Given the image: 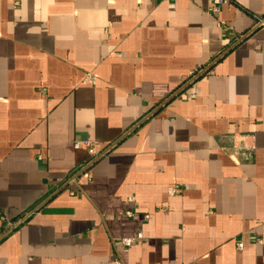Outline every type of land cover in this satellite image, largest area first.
Instances as JSON below:
<instances>
[{
	"label": "crops",
	"instance_id": "1",
	"mask_svg": "<svg viewBox=\"0 0 264 264\" xmlns=\"http://www.w3.org/2000/svg\"><path fill=\"white\" fill-rule=\"evenodd\" d=\"M255 16L264 0H0V231L38 207L0 264H264Z\"/></svg>",
	"mask_w": 264,
	"mask_h": 264
},
{
	"label": "built area",
	"instance_id": "2",
	"mask_svg": "<svg viewBox=\"0 0 264 264\" xmlns=\"http://www.w3.org/2000/svg\"><path fill=\"white\" fill-rule=\"evenodd\" d=\"M232 1L233 0H212V12L213 13L218 12L219 8L221 6L229 4ZM255 20H256V24H255L256 28H264V17L255 16ZM85 81L88 83H95V78L92 75H88L85 78ZM82 147L86 148V150H87L88 154L91 156L92 160L97 159L101 154L99 151H97L96 143L93 141L81 140V141H77L73 144L74 149H80ZM178 192H179V189L177 187H171L168 190L169 195H175ZM129 200L134 201V198H130ZM37 209H38V207H33L32 209L26 211L23 215H21L20 217L14 219V220L3 215L1 217V221H2L3 226H2V229L0 231V240L4 237L8 236L9 234H11L13 231L17 230L21 226L27 224L29 219L37 211ZM125 215L128 217H132L131 212H126ZM142 239H143L142 234L137 233L134 237L122 239L120 241V244L122 246H131V245L137 243L138 241H140ZM242 247H243V244H241V243L237 244V249H241ZM114 264H122V263L118 258H116L114 261Z\"/></svg>",
	"mask_w": 264,
	"mask_h": 264
}]
</instances>
